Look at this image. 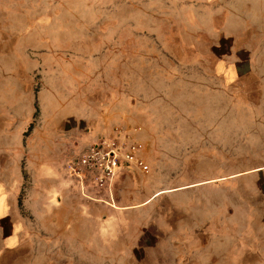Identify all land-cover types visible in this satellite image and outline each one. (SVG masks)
Masks as SVG:
<instances>
[{
  "label": "rangeland",
  "instance_id": "374dc122",
  "mask_svg": "<svg viewBox=\"0 0 264 264\" xmlns=\"http://www.w3.org/2000/svg\"><path fill=\"white\" fill-rule=\"evenodd\" d=\"M98 106L149 172L50 198ZM262 158L264 0H0V264H202L209 229L264 264Z\"/></svg>",
  "mask_w": 264,
  "mask_h": 264
},
{
  "label": "crops",
  "instance_id": "0c3cea01",
  "mask_svg": "<svg viewBox=\"0 0 264 264\" xmlns=\"http://www.w3.org/2000/svg\"><path fill=\"white\" fill-rule=\"evenodd\" d=\"M81 111H82L83 116L84 114H88L89 113L88 106H83V108H81ZM93 116H94V119L92 120V126L94 129L100 130L99 132H101L103 136L112 134V130L114 129L115 126L130 128L131 125H138V124H135L136 123L135 121L133 120L131 121V106H122V107H118L112 110H107L105 109V107L101 108L100 106H98V108H95ZM62 123L63 122L61 120V121L56 122L55 124H57V126H60ZM61 138H63V136L59 137L60 141H61ZM93 140L94 138L92 139L91 137H88V139L84 138L80 146L78 147L79 151H81L80 153L85 151L88 145L93 142ZM65 142L62 144L60 143V153L63 152L62 149H64L66 146ZM68 160L64 161V158H63L62 170L65 173V177L62 175V173L59 174L58 172L57 174L53 168L51 169L52 177H57V176L62 177L63 176L65 181L69 183L73 180L67 171ZM262 160H264V158H262ZM129 171H132V168H129V167L124 168L123 170L119 172L117 178L120 177L124 172H129ZM251 173L254 176L263 178L264 177V162L254 165L251 169ZM65 181L63 182L64 184L63 183L61 184L62 181H56L54 183V186L51 185L50 190L48 191L50 198H52L51 196H53L54 194H58V195L60 194V199H58V201H61V200H64L65 195L78 196L79 187L74 184H73L74 186H72L71 184L65 185L66 183ZM257 188H258V194L256 196H253L254 197L253 199H256L257 203L259 204V208L264 210V184H258ZM91 191L95 193L96 195L99 194L97 193V191L95 192L93 190ZM252 191L255 192L254 188H252ZM5 207H6V201H5L4 196L0 192V208L5 210ZM209 230H208V238L206 239V241L204 240L203 243L201 244L202 249L204 251H207V252H203L202 264H228V261L226 260L227 257L234 258V260H232L229 264H241L242 263L241 258L247 255H250V253L243 252V250L244 249L252 250L255 248L254 244H251V241L243 242L237 239H234V240L228 239V238L225 239L224 234H220V233L214 234L213 231H211V229ZM251 230H255V229H251ZM262 233L264 234V231H262ZM259 240L260 242H258V246H257L259 249V252L255 253L254 255H258V257H264V244H263L264 236L259 238ZM197 241L195 239L188 240V244L191 246V248H196V247H199V244H200V243H197ZM261 242H262V245H261Z\"/></svg>",
  "mask_w": 264,
  "mask_h": 264
},
{
  "label": "built area",
  "instance_id": "2783aa9c",
  "mask_svg": "<svg viewBox=\"0 0 264 264\" xmlns=\"http://www.w3.org/2000/svg\"><path fill=\"white\" fill-rule=\"evenodd\" d=\"M140 148L139 142L119 126L112 134L100 136L85 151L70 158L68 174L83 195L92 188L110 189L114 178L124 168L149 172V165L143 160Z\"/></svg>",
  "mask_w": 264,
  "mask_h": 264
},
{
  "label": "bare ground",
  "instance_id": "6f19581e",
  "mask_svg": "<svg viewBox=\"0 0 264 264\" xmlns=\"http://www.w3.org/2000/svg\"><path fill=\"white\" fill-rule=\"evenodd\" d=\"M219 67V66H218ZM64 125V124H63Z\"/></svg>",
  "mask_w": 264,
  "mask_h": 264
}]
</instances>
